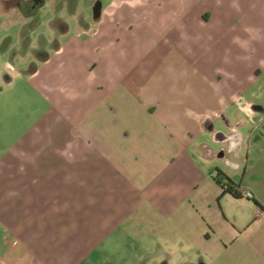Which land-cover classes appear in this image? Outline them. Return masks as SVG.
<instances>
[{"label":"crops","instance_id":"obj_1","mask_svg":"<svg viewBox=\"0 0 264 264\" xmlns=\"http://www.w3.org/2000/svg\"><path fill=\"white\" fill-rule=\"evenodd\" d=\"M235 1L111 0L88 34L74 35L39 63L49 66V54L62 66L72 54L94 56L75 65L69 111L88 156L73 167L81 184L88 183L83 198L93 239L157 247L153 260L161 264H264V164L253 170L245 164L240 173L228 160L229 136L242 135L240 122L227 113L239 89L228 85L224 96L213 77L199 73L202 58L192 57L202 48L198 39L226 35L225 48L246 71L260 73L255 63L264 65V14L249 17L248 6L241 25ZM247 104L239 109L254 116ZM217 171L235 185L238 198L216 183ZM244 191L252 199L243 198ZM73 194L77 212L82 196ZM2 226L12 240L0 241V264H45L41 242L25 239L20 224ZM46 226L66 229L37 228Z\"/></svg>","mask_w":264,"mask_h":264},{"label":"rangeland","instance_id":"obj_2","mask_svg":"<svg viewBox=\"0 0 264 264\" xmlns=\"http://www.w3.org/2000/svg\"><path fill=\"white\" fill-rule=\"evenodd\" d=\"M110 1L0 0V241L4 236L12 240L3 224H20L25 239L41 242L37 249L45 264H161L153 260L160 251L157 247H146L137 240L124 244L114 240L105 245L99 235L96 240L91 237L90 206L83 198L88 183L81 184L73 167L88 156L79 148L78 129L69 111L71 81L78 79L75 65L88 64L94 56L72 54L65 58L66 66L57 64L53 54H49V66L36 58L39 52L51 53L74 35L88 34L93 17ZM235 4L239 5L236 13L241 25L247 21L243 15L248 6L252 8L249 17L264 14V0H236ZM208 35L197 40L202 48L192 57L202 58L199 73L213 77L224 96L228 85L239 89L227 113L240 122L242 135L229 136L228 144L234 148L228 160L240 173L245 164L253 170L264 164V65L255 63L258 74L246 71L247 65L225 48L226 35ZM227 50L230 56L226 59ZM33 67L37 72L27 75ZM246 104L254 116L241 112L239 106ZM219 127L225 133L231 131L222 123ZM208 143L213 144L211 138ZM74 191L82 196L77 212L72 211ZM63 193L70 197L65 206ZM63 207L68 208L64 213ZM51 224H63L66 229L37 228Z\"/></svg>","mask_w":264,"mask_h":264},{"label":"trees","instance_id":"obj_3","mask_svg":"<svg viewBox=\"0 0 264 264\" xmlns=\"http://www.w3.org/2000/svg\"><path fill=\"white\" fill-rule=\"evenodd\" d=\"M36 58L39 63H42L48 59V54L46 52H42V53L39 52ZM35 71H36V67H33L32 69H29L26 74L27 75L33 74ZM214 179L216 180V183L226 191V193H229L234 198L239 197V193L237 189H235V185L229 179L224 177L220 172L218 171L216 172ZM223 179L225 180L224 182H222Z\"/></svg>","mask_w":264,"mask_h":264},{"label":"built area","instance_id":"obj_4","mask_svg":"<svg viewBox=\"0 0 264 264\" xmlns=\"http://www.w3.org/2000/svg\"><path fill=\"white\" fill-rule=\"evenodd\" d=\"M242 195H243V198H245L247 200L252 199V194L248 191H244Z\"/></svg>","mask_w":264,"mask_h":264},{"label":"flooded vegetation","instance_id":"obj_5","mask_svg":"<svg viewBox=\"0 0 264 264\" xmlns=\"http://www.w3.org/2000/svg\"><path fill=\"white\" fill-rule=\"evenodd\" d=\"M234 137H235V138H238V135L235 134ZM231 148H232V147H231ZM222 156H224V153H223V152H222Z\"/></svg>","mask_w":264,"mask_h":264}]
</instances>
